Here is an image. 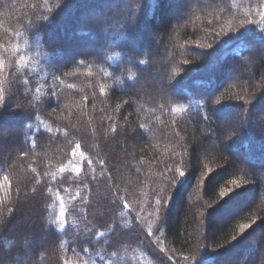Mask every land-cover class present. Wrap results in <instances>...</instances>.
<instances>
[{
	"label": "trees",
	"instance_id": "16d2710c",
	"mask_svg": "<svg viewBox=\"0 0 264 264\" xmlns=\"http://www.w3.org/2000/svg\"><path fill=\"white\" fill-rule=\"evenodd\" d=\"M130 1L0 0V264H264V0H203L180 24L178 1ZM143 13L153 51L132 55ZM202 52L174 85L152 62ZM76 144L93 164L60 172Z\"/></svg>",
	"mask_w": 264,
	"mask_h": 264
},
{
	"label": "rangeland",
	"instance_id": "374dc122",
	"mask_svg": "<svg viewBox=\"0 0 264 264\" xmlns=\"http://www.w3.org/2000/svg\"><path fill=\"white\" fill-rule=\"evenodd\" d=\"M120 1H121V3H123L125 0H113V2H111L110 4L105 6L103 10L107 11L108 9H113L114 5H118ZM140 1H142V0H139L137 2L136 1H130L132 3L128 4L129 8H131L132 11H136V6L139 5ZM175 1H178V3H179V4H177L178 7H176V9L173 12L174 18H175L177 24H180L181 22H183V20L187 19V16L189 14L187 12L191 11L193 9V5L195 6V4L197 6H199L200 9H204L203 7H205V9L210 8L209 3L206 4V5L204 3H202L203 0H188L187 3L183 2V0H182V2H181V0H175ZM191 2H193V3H191ZM125 8L126 7L124 6V9L122 10V12L126 11ZM84 15L85 16L91 15L93 17L98 16L97 12H95L94 10L93 11L87 10L84 13H82L81 16H84ZM117 17H118V15H117ZM145 17L146 16H144V13H143V18H141V22H142L141 23V27L137 26V31H139V34H141L143 36V38L141 39L139 37V42H138V43H140V46H138L139 48L138 47L135 48L133 45H132V48L130 47L129 53L132 52V55H139L140 53L145 52V51H153L152 47H153V43L154 42L151 41V39H150L151 35H152L151 34V28H150V24L146 21ZM137 35H138V32H137ZM166 42H169V40H166ZM81 45H83V44H81ZM82 51H84V53L86 54L87 53V47L83 46ZM164 51H165V44H164ZM166 51H168L167 47H166ZM185 52H186L187 59L189 57H192V54L190 53V51L185 50ZM162 53L164 54V52H162ZM203 53L206 54L207 52H202V54L201 53L200 54L199 53H195L194 54L195 57H193L192 60L195 63H193V64L192 63L189 64L188 62H186V59H183L184 58L183 56H184L185 53L183 55L181 54V58L182 57L183 58L182 59L180 58L177 61L176 65H174L173 67L171 66V65H173L172 63L175 61V57L173 58V55H170V58L172 60L171 64H170V62H168V64L167 63L165 64L164 60L156 59L154 57H152V62L153 61L157 62V63L159 62V65L163 68V70H164V68H166L167 71H170V76L169 77H170L171 80H170L169 83L174 85L175 83H178V82H180L182 80V76H183L184 73L193 70V68L196 66L194 64H197V65L205 64V62L203 60L205 59L206 55H204ZM165 56H167V52H165L164 57ZM177 64H179V65H177ZM221 67H222L221 63L218 64L217 68L214 69L215 73H219V69H222ZM170 69H172V70H170ZM246 69H248V67H246ZM183 71H185V72H183ZM233 72L232 73H231V71L228 72V76H227L228 82L237 81V79H235L236 75L233 76V74H235L236 72H234V73ZM155 78H157V77H155ZM160 81L161 80L159 78L157 80L154 79L152 81L154 88L157 87V89L159 90V86H157V83H159ZM202 94H204V93H202ZM236 119H237V115L235 116L233 111H229V112H226L223 115V117H221L220 124L225 122V123L228 124V127L234 128V127H237ZM5 127H7V126H5ZM5 127L0 130V133H11L13 131L12 128H14L15 125H12V126L8 127V129L5 128ZM234 157H238V158H236L238 161H245V158L249 157V154L247 152L246 153H238V154H235ZM240 186H241L240 184H233L230 187L231 191H229L228 195H231L235 191V189L239 188ZM229 210H230V208L225 207V208H223L221 213L224 214V216H227V213H228ZM231 259H230L229 256L228 257L225 256L224 258H222V261H230Z\"/></svg>",
	"mask_w": 264,
	"mask_h": 264
},
{
	"label": "snow or ice",
	"instance_id": "6c2138e0",
	"mask_svg": "<svg viewBox=\"0 0 264 264\" xmlns=\"http://www.w3.org/2000/svg\"><path fill=\"white\" fill-rule=\"evenodd\" d=\"M258 15L260 16L261 18V21L264 22V10H261L258 12ZM248 23H252V21H248ZM201 47H203V45H201ZM210 47V45H209ZM0 48H3V45H0ZM23 61V58L21 57V61ZM187 62V61H186ZM81 64L84 63V61H81L80 62ZM142 63V61H141ZM4 66V62L2 59H0V69H2ZM71 75H75V73H71ZM89 75H91V72H89ZM61 83H63V81H61ZM68 87H72V85H68ZM101 92H103V88H101ZM48 131H51V129L49 128ZM22 155H25L27 156V153H22ZM72 156L73 157H76L78 159H75V160H69L68 164L67 165H62L59 169L60 172H65L67 170H69V168L71 169V171L77 173L78 175L82 172V168H81V165L78 161H84L86 160V156H85V153L84 151H81V146L80 144H76L75 147L72 149ZM99 163L101 165L104 164V161L101 160L99 161ZM87 164L89 166H91L93 164V161L91 159H87ZM175 171L176 174H178V177H181L183 175H185V172L180 168V167H175L174 169L170 168L169 171ZM33 171H35V169H33ZM3 181H4V186H5V189L6 191L10 189V181H9V178L8 176H4L3 177ZM232 183H236V181H232ZM85 187H87V185H85ZM229 191H231L230 189H227V190H224L221 192V196H226L228 195ZM81 199H83V197H81ZM156 204L157 206H160L161 205V200L160 198H157L156 200ZM125 208H128V203L125 202L124 205H123ZM11 211V209H10ZM60 227L63 228L64 227V205H63V202H61V210H60ZM248 225H242L241 228H240V231L243 232L245 230V228H247ZM98 235V237H103L104 236V233L101 232V233H98L96 234ZM148 235H152V232H151V225H149V231H148ZM233 239H235V237H233ZM85 252L88 251L87 248L84 249ZM113 256L116 255V253H112ZM101 259H103V257H101ZM64 264H72V261L70 260H65L64 261Z\"/></svg>",
	"mask_w": 264,
	"mask_h": 264
},
{
	"label": "clouds",
	"instance_id": "9594fccd",
	"mask_svg": "<svg viewBox=\"0 0 264 264\" xmlns=\"http://www.w3.org/2000/svg\"><path fill=\"white\" fill-rule=\"evenodd\" d=\"M27 41H25V43H26ZM23 58V57H22Z\"/></svg>",
	"mask_w": 264,
	"mask_h": 264
}]
</instances>
